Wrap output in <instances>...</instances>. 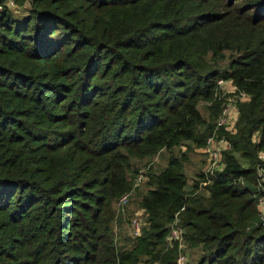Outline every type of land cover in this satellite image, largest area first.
<instances>
[{"label": "trees", "instance_id": "16d2710c", "mask_svg": "<svg viewBox=\"0 0 264 264\" xmlns=\"http://www.w3.org/2000/svg\"><path fill=\"white\" fill-rule=\"evenodd\" d=\"M25 1L0 9V264H176L180 243L185 264H264V0ZM218 79L247 94L230 128ZM213 126L221 169L188 186L170 156L139 234L115 232L133 160Z\"/></svg>", "mask_w": 264, "mask_h": 264}, {"label": "rangeland", "instance_id": "374dc122", "mask_svg": "<svg viewBox=\"0 0 264 264\" xmlns=\"http://www.w3.org/2000/svg\"><path fill=\"white\" fill-rule=\"evenodd\" d=\"M2 6H5L6 8H8V10L11 11L13 15L19 16V15H23L26 12V8L28 7V2L25 1L23 6H18L15 4V2H13V0H0V9H2ZM218 86H220L221 90L223 91V94H222L223 96L221 95V102L217 104V109L223 107L225 105L224 101L225 99H227L226 97L228 95H231V93L226 92L228 91L229 89L228 87L230 86V81L228 79H225V80L221 79L220 83H218ZM237 97H240L241 99H246L247 94H244V96H241L239 95V92H238L236 95V98L231 99L229 101V107L232 111V116L234 120H236V117H237V108L235 106L236 99H238ZM209 103L210 102L207 100H200L198 103V110L204 116H206L207 114V111H208L207 105ZM216 118L217 116L209 120L212 123H215ZM213 130H215L214 126H213L212 131ZM213 133H216V132L213 131L211 135ZM251 138L252 140H256L257 133L254 132ZM179 146L172 147L171 149L161 148L152 156L144 157L140 161L133 160L134 167L137 169V171L133 175H131L132 177L130 178L131 180L130 188L124 191V192L128 191L129 193L128 201L123 206H120L119 204H117V200L115 201L116 204H114L116 214H117L116 219L120 218L119 225L117 224L118 222L116 223L115 221L116 223L115 232L120 231L121 233L132 236V227L130 225V219L135 216L138 218H142L143 210L142 208L138 206V200L141 194L145 192V190L148 188L147 182L149 179V174L156 173L160 169H162L166 165L170 156L175 155L177 158L182 157L181 164L183 167V171L186 175L188 186H190V184L192 183V180L196 178V174L198 172L205 171L206 166H207V157H208L207 152L205 151L206 149L205 146H202V147L195 146L193 145L192 142L190 143L188 141H184L183 144H180ZM258 153L263 154V152H260V151ZM136 175H140V180L137 183H134V177ZM259 199H261L264 203V200L262 199V197H259ZM182 245H183L182 243L179 244V251H181L182 254L185 255V258L188 259L190 252L185 250V246L182 247Z\"/></svg>", "mask_w": 264, "mask_h": 264}, {"label": "built area", "instance_id": "2783aa9c", "mask_svg": "<svg viewBox=\"0 0 264 264\" xmlns=\"http://www.w3.org/2000/svg\"><path fill=\"white\" fill-rule=\"evenodd\" d=\"M221 80V79H220ZM220 80L217 81V83H220ZM229 92H234V87L230 84L228 87ZM244 92L239 91V95L244 96ZM232 97V98H231ZM231 97H227V102L224 103L225 105L220 108L219 113L217 114V118L215 121V127L219 126H225V127H232L234 119L232 116V111L229 107V101L231 99H234V95ZM207 144L205 145V151L207 152V166L204 171V174H212L216 170H220L222 167V162L220 159L221 156V150L225 148H229L230 144L229 141L223 136L219 135L217 133H213L211 136L207 137L206 139ZM260 158L264 161V155L261 153H258ZM140 180V175H136L134 177V183H137ZM128 191L122 193L118 199L117 204L120 206H123L128 201ZM258 210L261 220L263 221L264 216V203L261 199L258 200ZM141 212V210H140ZM142 220L138 217H132L130 219V225L132 227V236H135L139 234L140 226H141ZM181 238V229L175 224V220L171 223L168 234L166 236V239L168 242L172 240H180ZM185 255L182 253H179L176 258V264H185Z\"/></svg>", "mask_w": 264, "mask_h": 264}]
</instances>
